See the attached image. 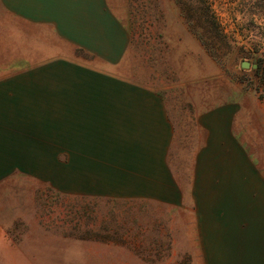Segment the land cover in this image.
<instances>
[{"label":"crops","instance_id":"1","mask_svg":"<svg viewBox=\"0 0 264 264\" xmlns=\"http://www.w3.org/2000/svg\"><path fill=\"white\" fill-rule=\"evenodd\" d=\"M129 45L110 0H0V181L46 180L53 163L72 167L77 195L184 197L205 264H264V161L235 135L234 111L197 116L182 190L163 99L114 72Z\"/></svg>","mask_w":264,"mask_h":264},{"label":"rangeland","instance_id":"2","mask_svg":"<svg viewBox=\"0 0 264 264\" xmlns=\"http://www.w3.org/2000/svg\"><path fill=\"white\" fill-rule=\"evenodd\" d=\"M110 2L130 37L114 72L163 99L175 131L170 163L182 190L186 149L200 140L196 120L204 111L232 109L235 135L264 161V78L251 66L253 57L264 58V0ZM211 18L230 45L208 26ZM48 165L46 180L34 174L32 181H0V264H205L202 230L186 198L172 206L77 195L71 165Z\"/></svg>","mask_w":264,"mask_h":264},{"label":"trees","instance_id":"3","mask_svg":"<svg viewBox=\"0 0 264 264\" xmlns=\"http://www.w3.org/2000/svg\"><path fill=\"white\" fill-rule=\"evenodd\" d=\"M207 21H208V26L214 30L216 36L218 38L222 39L225 43H228L230 45L227 34L224 33L223 29L219 26L216 19L211 18ZM253 58H255L254 63H256V65H257L255 72L259 73L260 79H261V77L264 78V58L257 57V56H255Z\"/></svg>","mask_w":264,"mask_h":264},{"label":"water","instance_id":"4","mask_svg":"<svg viewBox=\"0 0 264 264\" xmlns=\"http://www.w3.org/2000/svg\"><path fill=\"white\" fill-rule=\"evenodd\" d=\"M241 66L246 69V68H248L250 66V63L248 61H243L241 63ZM251 66H252V68H256L257 67L256 63H253Z\"/></svg>","mask_w":264,"mask_h":264}]
</instances>
